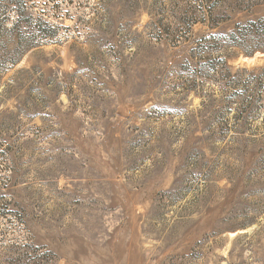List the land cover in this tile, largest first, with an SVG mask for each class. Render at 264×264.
<instances>
[{
	"label": "rangeland",
	"instance_id": "1",
	"mask_svg": "<svg viewBox=\"0 0 264 264\" xmlns=\"http://www.w3.org/2000/svg\"><path fill=\"white\" fill-rule=\"evenodd\" d=\"M0 264H264V0H0Z\"/></svg>",
	"mask_w": 264,
	"mask_h": 264
},
{
	"label": "trees",
	"instance_id": "2",
	"mask_svg": "<svg viewBox=\"0 0 264 264\" xmlns=\"http://www.w3.org/2000/svg\"><path fill=\"white\" fill-rule=\"evenodd\" d=\"M250 25V24H249ZM255 25V23H251V25L250 26H254ZM235 42H237V41H235ZM233 44V43H232ZM237 45H240V43H237ZM257 46V45H256ZM256 46H254V48L256 47Z\"/></svg>",
	"mask_w": 264,
	"mask_h": 264
}]
</instances>
